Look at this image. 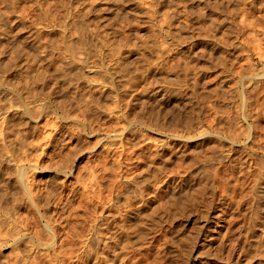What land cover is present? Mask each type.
I'll use <instances>...</instances> for the list:
<instances>
[{"label": "rangeland", "instance_id": "374dc122", "mask_svg": "<svg viewBox=\"0 0 264 264\" xmlns=\"http://www.w3.org/2000/svg\"><path fill=\"white\" fill-rule=\"evenodd\" d=\"M263 172L264 0H0L1 264H106L150 214L151 259L264 264Z\"/></svg>", "mask_w": 264, "mask_h": 264}, {"label": "bare ground", "instance_id": "6f19581e", "mask_svg": "<svg viewBox=\"0 0 264 264\" xmlns=\"http://www.w3.org/2000/svg\"><path fill=\"white\" fill-rule=\"evenodd\" d=\"M30 42V41H29ZM32 42V41H31ZM28 43V42H27ZM36 43V42H35ZM39 43V42H38ZM38 43H36V44H38ZM54 43V42H53ZM30 44V43H29ZM35 44V47L33 46L32 47V45H34L33 43H32V45H31V49H32V51H33V53H34V56L35 57H37V60H35V61H39V64L41 63L42 65H43V67H44V71L43 72H41V75L40 76H38V77H40V78H38V80L40 79H42V80H47V78L49 77V75L50 74H52L54 77H56L57 78V80L58 81H60V82H63V84H67V83H69V79L67 78V74H68V69H69V67H68V65H63L62 63V65L60 64L59 65V62H61L62 60H63V57L61 58V56H55V54H46V55H40V54H38V51H39V46L37 47V45ZM41 44V43H40ZM56 45V44H55ZM12 46V45H11ZM10 46V47H11ZM40 47H41V45H40ZM11 48H13V47H11ZM15 48V47H14ZM16 48H17V46H16ZM27 48V47H26ZM51 48V47H50ZM57 48V47H56ZM42 49H43V46H42ZM52 49V48H51ZM59 49H61V48H59ZM11 50V49H10ZM20 50H21V48H20ZM26 50V49H25ZM28 50V49H27ZM14 51H15V49H14ZM41 51V50H40ZM39 51V52H40ZM13 52V51H12ZM27 51H25L24 53H26ZM29 52V51H28ZM45 52V51H44ZM53 52V51H52ZM23 52H22V54H24ZM41 53V52H40ZM16 54H17V51H16ZM43 54V53H42ZM57 54V53H56ZM67 54L68 55H72V52H71V49L70 48H68L67 49ZM9 56H10V54H8ZM13 55V54H12ZM11 55V56H12ZM29 55V54H28ZM61 55V54H60ZM23 57L25 56V54L24 55H22ZM18 57V56H17ZM22 57V58H23ZM35 57H33V58H35ZM68 57V56H67ZM21 58V59H22ZM26 59V58H25ZM15 60V59H14ZM13 60V62L15 63V61ZM30 60V59H29ZM31 61V60H30ZM23 63V62H22ZM68 63H70V62H68ZM65 64V63H64ZM9 66H10V64H9ZM20 66V65H19ZM40 66V65H39ZM37 67V66H36ZM34 68V67H33ZM71 68V67H70ZM43 69V68H42ZM29 70V69H28ZM26 72V71H25ZM40 72L38 73V74H40ZM36 73H37V71H36ZM37 74V75H38ZM70 74V73H69ZM29 75H31V73L29 74ZM28 76V75H27ZM32 77H33V75H31ZM30 76V77H31ZM52 76V77H53ZM29 77V78H30ZM24 79V78H23ZM26 79H27V77H26ZM33 79V78H32ZM25 80V79H24ZM24 80H23V82H24ZM34 80V79H33ZM53 81V80H52ZM22 82V81H21ZM22 82V83H23ZM31 82V81H30ZM50 82H51V80H50ZM27 83V82H26ZM36 82H34L33 84H35ZM59 83V82H58ZM62 85V84H61ZM69 85V84H68ZM25 87H27L26 85H24ZM23 86V87H24ZM35 86V85H34ZM22 87V88H23ZM30 87V86H29ZM39 87V86H38ZM25 90H27L26 88L23 90L22 89V91L24 92ZM22 93V92H21ZM192 95V94H191ZM194 96V95H193ZM193 98V97H192ZM190 99V98H189ZM194 99V98H193ZM191 102V101H190ZM188 103V102H187ZM13 116V115H12ZM12 118H14V116L12 117ZM19 121V120H18ZM11 122H12V119H11ZM15 122H17V121H15ZM16 125H17V123H16ZM14 128V127H13ZM14 131V130H13ZM16 134V133H15ZM153 161V160H152ZM3 167V166H2ZM3 169V168H2ZM9 169V168H8ZM198 169V168H197ZM5 170V169H4ZM6 171V170H5ZM263 171V170H262ZM192 172V171H191ZM260 173H261V171H259ZM2 173H4V172H2ZM7 173V172H6ZM189 173V172H188ZM196 173V172H195ZM259 173V174H260ZM264 173V172H263ZM194 175V174H193ZM7 178L9 177V176H6ZM199 177V176H198ZM201 177V176H200ZM259 177V176H258ZM264 177V176H263ZM183 178V177H182ZM191 178V177H190ZM261 178V177H260ZM259 178V179H260ZM264 179V178H263ZM6 180V179H5ZM181 180V179H180ZM184 180H185V178H184ZM197 179H189L188 177H187V179H186V181L189 183L188 185L189 186H191V184H190V182H194V184L196 185V184H198L201 180H200V178H199V182L198 181H196ZM172 182H174V180L172 181ZM171 182V183H172ZM185 182V181H184ZM264 182V181H263ZM1 183V182H0ZM12 183V182H11ZM170 183V185H172ZM3 184V183H2ZM181 184V183H180ZM260 184V183H259ZM1 185V184H0ZM7 185V184H6ZM9 185V184H8ZM186 185V184H185ZM261 185V184H260ZM3 186H5V184L3 185ZM13 187H14V185H12ZM11 187V186H10ZM12 187V188H13ZM5 188V187H4ZM15 189V188H14ZM194 189H196V188H194ZM193 189V190H194ZM260 190H259V192H258V194H257V201H256V210H255V208H254V210L256 211H254L256 214L255 215H257L256 216V218H257V221H256V226L257 225H261L263 222H264V184L261 186V188H259ZM0 190H2V189H0ZM188 190V189H187ZM198 190H200V188H198ZM197 190V191H198ZM7 191H9V190H7ZM6 191V192H7ZM185 191H186V189H185ZM195 191V190H194ZM197 191H195V193L197 194ZM256 191V190H255ZM12 192H13V190H12ZM15 192V191H14ZM53 192V191H52ZM186 192H188V191H186ZM257 192V191H256ZM202 193V192H201ZM8 194V193H7ZM15 194V193H14ZM183 194V193H182ZM189 194L190 193H187V194H184L185 196H189ZM191 194H193V196H194V193L193 192H191ZM191 194H190V196H191ZM13 195V194H12ZM16 195V194H15ZM175 196V195H174ZM174 196H172L173 197V199H174ZM196 196V195H195ZM13 197V196H12ZM177 197V196H176ZM38 198H40V197H38ZM180 198H182V196L180 197ZM196 198V197H195ZM194 197H185L184 198V196H183V200H180V202H183V203H180L183 207H185V205L187 204V203H189L190 201H192V200H194L195 199ZM198 198V197H197ZM196 198V199H197ZM172 199V198H171ZM177 199H178V197H177ZM15 200V199H14ZM35 200H37V199H35ZM44 200V199H43ZM169 200V199H168ZM1 201V200H0ZM172 201V200H171ZM176 201H178V200H176ZM21 202V201H20ZM35 202H37V201H35ZM40 202V201H39ZM39 202H37V203H39ZM43 202V201H42ZM22 203V202H21ZM41 203V202H40ZM165 203H167V202H165ZM172 203H174V202H171L170 204H172ZM191 203V202H190ZM193 203H195V202H193ZM11 204H13L12 202H11ZM184 204V205H183ZM198 204V203H197ZM196 204V205H197ZM161 205H162V203H160V207H161ZM165 205V204H164ZM169 205V204H168ZM14 206H16V205H14ZM163 206V205H162ZM169 206H174L173 204L172 205H169ZM179 205H177V207H178ZM190 206V205H189ZM181 207V206H180ZM183 207H182V209H183ZM196 207V206H195ZM198 207V206H197ZM254 207V206H253ZM6 208V207H5ZM13 208V207H12ZM158 208V210H159V207H157ZM156 208V209H157ZM162 208V207H161ZM206 208V207H205ZM154 210V211H157V210ZM163 209V208H162ZM165 209V208H164ZM163 209V210H164ZM175 209V208H174ZM178 209V208H177ZM186 209H188V207L186 208ZM185 209V210H186ZM190 209V208H189ZM176 210V209H175ZM203 210V209H202ZM206 210V209H205ZM139 211H141V210H139ZM165 211H167L166 213H168V211H170V210H165ZM179 211V210H178ZM184 211V210H183ZM150 212V211H149ZM158 212V211H157ZM162 212H164V211H162ZM174 212H177V210L176 211H174ZM170 213H171V211H170ZM173 213V212H172ZM204 214H205V212H203ZM150 214V213H149ZM164 214V213H163ZM185 214V213H184ZM137 215V214H136ZM144 215H145V213H144ZM153 215V214H152ZM180 215H182L183 216V214L181 213ZM255 215H254V217H255ZM146 216H148V218H147V220L145 221V219H142V216H139V217H141V219H142V222H143V220L145 221V222H143V226H142V228H141V230H134L133 232H129V230H131L130 229V225H128L127 227H129V230H126L125 232H122V234L121 233H119L117 236L115 235V236H113V235H110V236H108L109 237V239H106V238H103V239H105L106 241L107 240H109L108 242H106V244H105V247H106V264H113V262H115V264H185V262L183 261V259H185V258H187V257H183V255H182V253L181 252H177V251H173V255H172V257H168V259L167 258H164V259H166V260H159V259H156V258H152L151 259V257H150V253L149 252H147L145 249V246H147V249H148V246H149V243H151L150 242V240H152L153 239V236L155 235V234H153L152 233V229H153V226H156V225H154V220L152 219L151 220V214L150 215H146ZM149 216H151L150 218H149ZM165 216H167V215H165ZM169 216V215H168ZM179 216V215H178ZM182 216H179V217H182ZM131 217V216H130ZM155 217V216H154ZM160 217V216H159ZM158 217V218H159ZM171 217V216H170ZM177 217V216H176ZM136 218V217H135ZM144 218V217H143ZM156 218V217H155ZM173 219H174V217H172ZM131 219V218H130ZM129 219V220H130ZM168 220L170 219V218H167ZM176 219V218H175ZM128 220V221H129ZM138 220H139V218H138ZM172 220V219H171ZM120 221H122L121 219H120ZM126 221V220H125ZM158 221V220H157ZM173 221V220H172ZM124 222V221H123ZM132 222V221H131ZM159 223H160V221H158ZM169 222H170V220H169ZM120 223V222H119ZM134 223V222H133ZM140 223H141V221H140ZM172 223V222H171ZM109 224V223H108ZM120 224H122V223H120ZM120 224H118L119 226H120ZM124 224V223H123ZM125 224H127V223H125ZM124 224V225H125ZM142 224V223H141ZM161 224V223H160ZM111 225H114V224H111ZM263 225V224H262ZM109 226V225H108ZM136 226H138L137 224H136ZM135 226V227H136ZM140 227H141V225H139ZM122 227V226H121ZM259 227V226H258ZM106 228H107V226H106ZM123 228V227H122ZM158 228V227H157ZM126 229V228H125ZM135 229V228H134ZM262 229H263V227H262ZM155 230V229H154ZM111 231H113V230H111V227H108L107 228V235H109L110 233H111ZM114 231H115V229H114ZM113 231V232H114ZM256 231V230H255ZM116 232H117V230H116ZM162 232V231H161ZM254 232V231H253ZM132 233H137V235L139 236L138 238H136L135 237V239H133V237L131 236L132 235ZM156 233V232H155ZM163 233V232H162ZM256 233V232H255ZM106 236V235H105ZM104 236V237H105ZM157 236V235H156ZM159 236V235H158ZM163 236V235H162ZM161 236V237H162ZM164 236H166L165 234H164ZM255 236V235H254ZM117 237V238H116ZM160 237V238H161ZM168 237V236H167ZM173 237V236H172ZM196 237V236H195ZM165 238V237H164ZM170 238V237H169ZM155 239V238H154ZM153 239V240H154ZM193 239H194V237H193ZM152 240V241H153ZM163 240V239H162ZM170 239H168V241H169ZM138 241V242H137ZM258 241H259V238H258ZM261 241V240H260ZM259 241V242H260ZM136 242L138 243V244H136ZM154 243V242H153ZM160 243V242H159ZM164 243V242H163ZM261 243V242H260ZM155 244V243H154ZM172 244V243H171ZM256 244V243H255ZM258 244V243H257ZM156 245H158V243H156ZM162 245H164V244H162ZM166 246V245H165ZM168 246V245H167ZM258 246H261L260 244L258 245ZM160 247L162 248V246L160 245ZM164 247V246H163ZM256 247V246H255ZM152 248V247H151ZM150 248V249H151ZM155 248V247H154ZM161 248H160V250H161ZM171 248V247H170ZM154 250V249H153ZM170 250V249H169ZM169 250H168V252H169ZM182 250V249H181ZM257 250H259L258 248H257ZM150 251V250H149ZM157 251V250H156ZM164 251V250H163ZM165 251H167V250H165ZM164 251V252H165ZM262 251V250H261ZM261 251H259V252H261ZM91 252V251H90ZM93 252V251H92ZM155 252V251H154ZM152 253H153V251H152ZM156 253V252H155ZM158 253V252H157ZM162 253V252H161ZM258 253V252H257ZM264 252H262V254H263ZM168 254V253H167ZM105 255V254H104ZM152 255V254H151ZM161 254H159V256H160ZM247 255V254H246ZM245 255V256H246ZM256 255V254H255ZM264 255V254H263ZM156 257H157V255H155ZM158 256V257H159ZM164 256V255H163ZM169 256V255H168ZM153 257V256H152ZM162 257V255L160 256V258ZM167 257V256H166ZM251 258V257H250ZM264 259V258H263ZM3 261V260H2ZM103 261H105L104 259H103ZM103 261H102V263H103ZM244 262L246 261V262H249V260H248V257L246 256L245 257V260H243ZM253 262V261H252ZM250 263V262H249ZM0 264H1V262H0ZM3 264V263H2ZM237 264H243V262L241 261V260H238L237 261ZM247 264V263H246ZM260 264V263H259ZM263 264V263H262Z\"/></svg>", "mask_w": 264, "mask_h": 264}]
</instances>
